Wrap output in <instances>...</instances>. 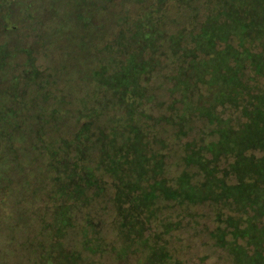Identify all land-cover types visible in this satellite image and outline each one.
Returning <instances> with one entry per match:
<instances>
[{
	"label": "rangeland",
	"instance_id": "obj_1",
	"mask_svg": "<svg viewBox=\"0 0 264 264\" xmlns=\"http://www.w3.org/2000/svg\"><path fill=\"white\" fill-rule=\"evenodd\" d=\"M19 1V30L0 37L11 51L0 87L40 88L45 122L25 132L40 128L52 144L20 153L12 169V190L0 204V264H55L34 258L41 242L60 264H264V0H77L87 19L74 21L65 0L61 20L54 0ZM142 21L166 32L145 54L155 68L146 73L144 49L118 72ZM128 143L132 188L149 175L141 206L154 214L118 203L125 186L104 170L103 158L119 151L121 159ZM87 168L103 192L80 179ZM69 177L82 184L76 198L65 193ZM50 190L68 204L71 226L49 248ZM209 201L226 203L219 217ZM219 225L217 241L230 252L212 236Z\"/></svg>",
	"mask_w": 264,
	"mask_h": 264
},
{
	"label": "trees",
	"instance_id": "obj_2",
	"mask_svg": "<svg viewBox=\"0 0 264 264\" xmlns=\"http://www.w3.org/2000/svg\"><path fill=\"white\" fill-rule=\"evenodd\" d=\"M41 1H44V0H41ZM65 1H66V4L63 7V9L65 10V15H67V17L71 19V21H74V19H76V17H79V16H81L82 18L86 17L84 14L76 11L77 0H65ZM87 1L89 0H86V2ZM82 2H85V0H82ZM20 3L21 1L19 0H0V37L2 36L10 37L12 36V33H15L16 31L19 30L18 24L14 23V21H18V18L22 17L21 16L22 14L19 11L16 12L17 9L15 8V7H18ZM51 5L52 6L54 5L52 8V11L55 13V16H57V19L60 18L61 20L63 17L61 16L60 10L58 8L59 0H54V3ZM88 19L91 20V17H88ZM147 23L148 22L145 23L142 21L140 27L137 28V30L132 33L130 43L134 51L129 53L126 63L122 64L117 69L118 72L120 69L124 68L127 65L129 60L134 55H136L134 53H139L144 49L145 50L143 51V54H142V60L144 62L146 61L145 64L148 63L147 64L148 71L146 73L147 74L151 73L154 70L155 68L154 64L156 61L150 56L147 58L145 54H147L150 51L151 53H154L156 51L158 47V41L160 39L165 38L166 32H163L157 29L156 26L153 25L151 21L148 24ZM138 30H144V34L138 37L136 40L137 45H142V47L139 50L135 49L133 46V44L135 43L134 38L136 37L135 35L138 33ZM174 37H179L181 40L183 39L184 36L181 33L178 35L171 36L170 39H173ZM152 45L153 47L149 48ZM8 46H10L8 41L3 44H0V67L6 64L5 59L10 55L11 51L9 50ZM15 48H17L16 50L23 49L19 46ZM198 53H201V52H198ZM203 56H206V55L203 54ZM203 58H207V56ZM203 58L200 57V55L198 56V59H203ZM136 61L140 63L138 57ZM117 71H115V73H117ZM96 73H100V70L97 71ZM28 89H29L28 84H10V86L6 87L4 91L0 87V204L6 200L4 198L7 197L12 190V185H13L12 169L18 162L20 153L27 154V155L40 154V152L44 153L45 151H48L49 149V146L47 145V143L52 144V142L46 141L47 138H46L45 133H43V131L41 132L40 130V128L43 127V122H45L43 120V114L41 112V105H39L42 99L40 88L39 87L36 88L35 93H30ZM213 98H214V94L210 102L213 100ZM191 104L193 107H196L193 103ZM198 106H201V105H198ZM30 126L40 127V128L38 130H35L34 131L35 133L25 132L26 127H30ZM45 141H46V144H45ZM124 151L125 153L122 155V158H121L123 160L122 164L120 163L121 159H116L117 156L120 154L119 151H115L112 154H107V159H108L107 162L104 159L105 157L102 160L103 161L102 163H105L104 170L108 174L112 175L113 177H116L117 181H119L121 184H124L125 186V190L123 191L119 199L121 200V202H119L118 200L117 202L118 203H122L124 201L129 202V204H131L132 206V209L137 214H140L143 212L154 214L155 207L152 208L151 206L148 209L142 210V206H141V202H142V199L146 191L150 190L152 186V185H149L148 187H143V182L148 178L149 175L147 174L144 177V179L142 178L139 181L140 186L138 190L133 189L132 183H134V181L136 180L135 179L136 175L132 168L133 159L135 158V154L133 153V150L131 149V143H128L125 146ZM143 152H144V148H143ZM57 155L58 153L54 156L57 157ZM154 157L157 158L156 156ZM14 162L15 164L13 165ZM121 165H124L125 167H121ZM99 167H103V165L99 164ZM46 168L51 174L50 175V180H52L51 185L53 186L58 185L57 179H59L60 175L58 172V167L56 166L55 162L53 163L50 162L49 164L46 165ZM68 179H69L68 183L65 186V193L68 194L71 198H74V193H76L75 195V198H76L77 191H79L78 192L79 194L82 192V184L77 183L74 180H71V177H69ZM80 179L85 183L86 187H96L101 192H103L104 187L101 184V179L97 177L92 172L91 169L87 168L85 172H82V174H80ZM74 185L76 186V188L72 187ZM57 191H58V188H57ZM157 192L158 190H155L156 194ZM159 196L161 195L157 194L156 198H158ZM48 198H49V203H51V208H52L51 209L52 214L50 217L51 221L48 223V227H50L52 230L51 242L49 244V248H50L54 245V242L56 243L55 239L63 235L64 229L71 226V222L69 221L70 219L69 217L71 216V214L69 216L67 215V210L69 209L68 204L66 203L60 204L59 196L55 191L50 190L48 193ZM116 199H118V195ZM208 203L216 207L217 217H219L220 215V212H219L220 207L221 208L226 207L225 205L226 203L223 204V206H221V204H216L212 201H209ZM227 227L228 229H230V231H227L224 228L226 237L229 234L232 236L231 230L233 228L230 225H227ZM219 228H221L220 225L217 226V228L212 232V236L214 240L216 241V245L218 247L226 248L229 250L228 245H220L217 241V232ZM15 229H16L15 224H12L6 228V230L10 232L14 231ZM58 233H60L61 235H59ZM228 242H230V240ZM43 243L41 242L39 243V245H37V248L34 250V258L41 257V261L46 262L45 259L47 257L50 263L52 262L55 264H60V260H57V258H54L53 256L52 258L48 257L47 255L45 256L43 252V247L45 245ZM233 264H236L234 258H233Z\"/></svg>",
	"mask_w": 264,
	"mask_h": 264
}]
</instances>
